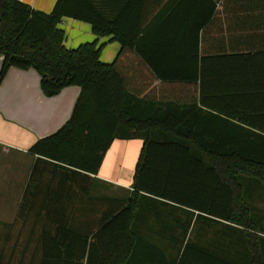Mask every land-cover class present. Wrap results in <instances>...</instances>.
Here are the masks:
<instances>
[{
    "label": "trees",
    "instance_id": "obj_1",
    "mask_svg": "<svg viewBox=\"0 0 264 264\" xmlns=\"http://www.w3.org/2000/svg\"><path fill=\"white\" fill-rule=\"evenodd\" d=\"M146 3L57 0L47 13L20 0H0V83L16 67L36 69L47 96L67 86L81 87L70 119L54 134L38 140L30 152L75 172L96 174L116 137L145 136L130 196L118 206L111 204L108 216L97 226L107 233L125 234L119 249L106 247L100 252L92 243L88 250L84 239L85 243L67 250L66 232L80 226L56 216L53 227L58 232L41 237L42 250L31 254L28 264H35L36 256L40 264H82L85 257L87 264H241L236 259L242 253L252 263L264 264V238L258 234L264 228L255 218L260 216L264 196L263 77L249 78L256 80L239 92L243 111L232 114L221 104L238 94H226L223 87L215 86L209 56L202 58L200 69L192 75L158 74L163 80L199 81V97L178 103L140 98L131 92L116 63L101 60L96 41L65 46L61 21L66 17L85 21L97 37L112 36L157 73L146 38L154 24L163 21V11L151 18ZM231 118L243 124L226 123ZM157 130L167 135L158 138ZM157 203L180 215L174 210L159 211ZM31 223L34 230L37 222ZM154 229L169 235H143ZM34 240L31 236L28 245Z\"/></svg>",
    "mask_w": 264,
    "mask_h": 264
},
{
    "label": "crops",
    "instance_id": "obj_2",
    "mask_svg": "<svg viewBox=\"0 0 264 264\" xmlns=\"http://www.w3.org/2000/svg\"><path fill=\"white\" fill-rule=\"evenodd\" d=\"M20 1L49 13L57 0ZM146 4L151 18L163 11V21L154 24L146 38L157 73L136 51L122 48L112 36L97 37L85 21L68 17L61 21L66 48L96 41L101 46V60L116 63L131 92L140 98L178 103L199 97V81L163 80L158 74L192 75L197 67L200 69L202 58L209 56V74L215 86L223 87L226 94H238L225 99L221 106L232 114L242 112L244 101L239 92L249 87V78L263 77L260 82L264 83V0H147ZM2 62L0 54V69ZM41 78L34 68L11 67L0 83V264H28L31 254L42 250L41 237L58 232L53 227L56 216H64L60 220L68 225L70 221L80 226L66 232L67 250L86 239L88 250L93 243L100 252L106 247L116 252L125 235L107 233L97 226L108 216L111 204L118 206L123 197L130 196L145 136L116 137L96 174L75 172L30 152L38 140L66 124L81 92L80 86L71 85L47 96L41 88ZM229 120L226 123L243 124L237 119ZM165 135L155 131L158 138ZM148 202L155 207L153 201ZM156 206L161 212L174 210L165 204ZM174 211L180 215V211ZM255 218L264 228V216ZM31 221L37 222L34 230ZM258 234L264 238V232ZM143 235L163 238L169 234L164 229H154ZM31 236L35 240L28 245ZM109 236L111 240L106 239ZM262 251L264 255V245ZM236 260L254 264L246 253ZM81 263L87 264V257ZM35 264H40L37 256Z\"/></svg>",
    "mask_w": 264,
    "mask_h": 264
},
{
    "label": "rangeland",
    "instance_id": "obj_3",
    "mask_svg": "<svg viewBox=\"0 0 264 264\" xmlns=\"http://www.w3.org/2000/svg\"><path fill=\"white\" fill-rule=\"evenodd\" d=\"M256 206L258 207V205H256ZM257 207H256V209H257ZM259 207L261 208V212L258 215L262 216L264 214V196L262 197V199L259 202Z\"/></svg>",
    "mask_w": 264,
    "mask_h": 264
}]
</instances>
